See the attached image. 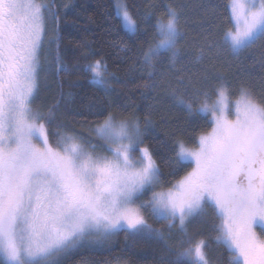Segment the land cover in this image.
<instances>
[{
	"label": "snow or ice",
	"instance_id": "6c2138e0",
	"mask_svg": "<svg viewBox=\"0 0 264 264\" xmlns=\"http://www.w3.org/2000/svg\"><path fill=\"white\" fill-rule=\"evenodd\" d=\"M228 7L229 26L208 47L239 57L257 44L264 46V0H229ZM114 8L124 28L136 34L140 21L126 0H115ZM50 9V0H0L3 264H59L85 243L100 244L119 231L165 239L145 211L180 233L173 264H212L209 241L188 230L209 212L213 239L226 247L228 264H264V94L245 82L233 89L223 73L205 74L185 94L171 89L188 115L207 114L211 128L199 133L192 148L183 139L173 141L176 164L193 167L163 187L160 167L144 146L148 116L142 124L134 114L94 113L98 119L89 133L102 142L101 151L83 133L56 123L59 101L46 110L34 107ZM181 12L182 6L169 3L156 16L152 38L140 54L148 70L145 88L156 87L158 62L166 57L172 68L178 62ZM151 15L149 9L144 19ZM84 68L101 87L113 76L102 57ZM61 70L67 68L58 62ZM145 194L147 199H141Z\"/></svg>",
	"mask_w": 264,
	"mask_h": 264
},
{
	"label": "trees",
	"instance_id": "16d2710c",
	"mask_svg": "<svg viewBox=\"0 0 264 264\" xmlns=\"http://www.w3.org/2000/svg\"><path fill=\"white\" fill-rule=\"evenodd\" d=\"M115 0H50L46 54L42 52L39 93L35 107L46 110L48 105L59 101L56 123L66 130L87 132L91 122L98 119L94 114L112 111L117 116L134 114L141 123L145 116L151 120L144 134V146L153 153L161 170L162 186L191 169V164L177 165L173 141L183 139L193 147L201 131L211 128L207 114L188 115L187 110L176 103L169 94H185L193 86L203 82L205 74L223 73L235 89L241 82L251 86L257 94H264V46L257 44L239 57L226 49L217 51L208 47V41L219 39L229 26V0H126L134 18L140 21L136 34L128 32L116 16ZM172 3L182 6L180 26L183 36L179 41L181 55L174 68L165 57L157 63L156 87L145 88L149 81L148 70L140 60L142 49L151 40L156 16ZM67 5V6H66ZM151 9L152 15L144 19ZM126 45L121 48L120 45ZM203 49L201 54L200 50ZM202 55L197 61L196 57ZM103 58L108 71L113 73L107 87L91 82V74L85 64ZM67 71H57V63ZM183 77L181 84L179 78ZM63 121V122H61ZM149 223L162 229L165 239L131 235L119 231L101 245H83L69 256L62 257L59 264H173L180 233L169 230L165 221L155 220L145 211ZM213 217L209 212L205 221H193L188 230L195 238L209 241L208 256L212 264H228L226 247L217 244L213 237ZM171 245L169 249L166 246ZM0 264L3 260L0 258Z\"/></svg>",
	"mask_w": 264,
	"mask_h": 264
},
{
	"label": "rangeland",
	"instance_id": "374dc122",
	"mask_svg": "<svg viewBox=\"0 0 264 264\" xmlns=\"http://www.w3.org/2000/svg\"><path fill=\"white\" fill-rule=\"evenodd\" d=\"M230 11V10H229ZM230 15H231V13H230ZM48 25H49V23H48V19H47V32H48ZM46 32V33H47ZM46 37V36H45ZM47 42H46V40H45V42H44V46H43V49H42V52H45V49L47 48L46 47V44ZM42 52H41V54H42ZM46 54V52L43 54V56ZM42 55H41V58L43 57ZM41 74V73H40ZM34 107H35V105H34ZM61 122H63V121H61ZM78 133H83V135H84V137L86 138V139H89V138H87L86 137V134H88L87 132H82V131H79ZM90 139L92 140V142H94V143H96L97 145H98V148H99V150H103V148H102V142H100V141H97V140H95V138L94 137H92L91 135H90ZM197 144H198V142H197ZM196 144V145H197ZM196 145H194V146H196ZM193 146V147H194ZM188 147V146H187ZM189 148H192V147H189ZM191 166L193 167V165L191 164ZM191 170V169H190ZM189 170V171H190ZM185 175V174H184ZM183 176V175H182ZM156 190H159V187L156 189ZM147 196H148V194H145L144 196H142L141 197V199H147ZM137 203H139V201H137ZM257 232L259 233L260 232V229H259V227L257 228ZM104 243V241L101 243V244H103ZM90 243H85L84 245H89ZM2 260H3V258L2 257H0Z\"/></svg>",
	"mask_w": 264,
	"mask_h": 264
},
{
	"label": "bare ground",
	"instance_id": "6f19581e",
	"mask_svg": "<svg viewBox=\"0 0 264 264\" xmlns=\"http://www.w3.org/2000/svg\"><path fill=\"white\" fill-rule=\"evenodd\" d=\"M95 245H101V243L100 244H95Z\"/></svg>",
	"mask_w": 264,
	"mask_h": 264
}]
</instances>
